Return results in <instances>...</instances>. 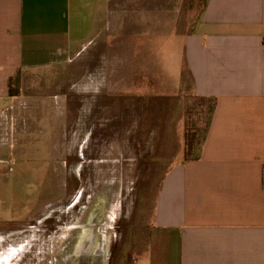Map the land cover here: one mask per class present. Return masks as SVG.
<instances>
[{
    "label": "rangeland",
    "instance_id": "374dc122",
    "mask_svg": "<svg viewBox=\"0 0 264 264\" xmlns=\"http://www.w3.org/2000/svg\"><path fill=\"white\" fill-rule=\"evenodd\" d=\"M203 1L164 2L163 31L193 28ZM97 53L88 45L11 81L15 96L0 110V264H131L162 176L195 154L207 104L183 62ZM134 69L148 82L128 83ZM85 232L92 243L79 251Z\"/></svg>",
    "mask_w": 264,
    "mask_h": 264
},
{
    "label": "crops",
    "instance_id": "0c3cea01",
    "mask_svg": "<svg viewBox=\"0 0 264 264\" xmlns=\"http://www.w3.org/2000/svg\"><path fill=\"white\" fill-rule=\"evenodd\" d=\"M164 2L184 0H0V110L18 72L88 45L100 62H183L212 108L198 158L162 176L131 264H264V0H204L178 38L163 31Z\"/></svg>",
    "mask_w": 264,
    "mask_h": 264
},
{
    "label": "trees",
    "instance_id": "16d2710c",
    "mask_svg": "<svg viewBox=\"0 0 264 264\" xmlns=\"http://www.w3.org/2000/svg\"><path fill=\"white\" fill-rule=\"evenodd\" d=\"M201 98L202 100H204L203 97H199ZM207 100V99H206ZM208 101V106H207V112L209 113V111L211 110L212 108V104ZM207 123V121H206ZM193 136H194V132H189V133H186L184 138H185V141H184V144L186 147L188 148H191L192 147V144H193ZM202 139H203V130H202V134H201V139H199V141L197 142V147L195 148V154L189 158V159H186V160H191V159H196L198 158L199 156V153H200V149H201V144H202Z\"/></svg>",
    "mask_w": 264,
    "mask_h": 264
},
{
    "label": "bare ground",
    "instance_id": "6f19581e",
    "mask_svg": "<svg viewBox=\"0 0 264 264\" xmlns=\"http://www.w3.org/2000/svg\"><path fill=\"white\" fill-rule=\"evenodd\" d=\"M91 223V222H90ZM86 233V235H83V238H81L82 239V243H80L79 245H77L78 247H77V250H79V251H81V249H82V247H83V245H84V248H87L89 245H91V239L90 238H88V232H85ZM87 238V239H86ZM86 239V240H85ZM90 247V246H89ZM88 247V248H89ZM87 248V249H88ZM87 249H85V250H87ZM83 258V257H82ZM81 262V261H80ZM93 262V261H92ZM76 264H79L78 263V261L76 262Z\"/></svg>",
    "mask_w": 264,
    "mask_h": 264
}]
</instances>
